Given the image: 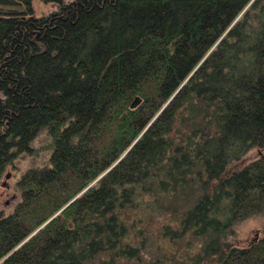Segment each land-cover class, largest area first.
<instances>
[{
	"label": "trees",
	"instance_id": "16d2710c",
	"mask_svg": "<svg viewBox=\"0 0 264 264\" xmlns=\"http://www.w3.org/2000/svg\"><path fill=\"white\" fill-rule=\"evenodd\" d=\"M32 1L0 0V177L42 131L49 158L0 264H264V0Z\"/></svg>",
	"mask_w": 264,
	"mask_h": 264
},
{
	"label": "rangeland",
	"instance_id": "374dc122",
	"mask_svg": "<svg viewBox=\"0 0 264 264\" xmlns=\"http://www.w3.org/2000/svg\"><path fill=\"white\" fill-rule=\"evenodd\" d=\"M31 8L34 16L36 17L47 15L49 12L54 10L53 5L42 4L38 0H33L31 2ZM122 115V119H124L125 115ZM48 144L49 138L47 137L46 133L42 131L31 143V151L27 154L20 155L17 159L14 160L11 166L7 167L4 170L3 174L0 177V212L4 215L10 214L15 205L20 201L18 190L16 189V181L19 175L27 169H39L48 165ZM255 158V151L250 150L242 157L240 163L234 162L230 165V167H237L239 169L255 160ZM165 219V217L161 218L154 216L149 224L151 233L153 235H155L156 231L159 230ZM261 224L262 221L257 218L240 222L234 227L233 235L229 236V244L236 248H246L256 237L259 236ZM162 251L170 256H174L175 259L182 255L181 251L177 252L178 249L175 246L171 247L167 244H164V248L162 249ZM194 251L195 249H193L190 253H194ZM187 262H189L188 258Z\"/></svg>",
	"mask_w": 264,
	"mask_h": 264
},
{
	"label": "water",
	"instance_id": "95a60500",
	"mask_svg": "<svg viewBox=\"0 0 264 264\" xmlns=\"http://www.w3.org/2000/svg\"><path fill=\"white\" fill-rule=\"evenodd\" d=\"M139 103H140V99L137 98V97H135V98L132 100V102L130 103L128 109H129V110H134V109L139 105ZM122 118H123V115L119 118V120L121 121Z\"/></svg>",
	"mask_w": 264,
	"mask_h": 264
}]
</instances>
